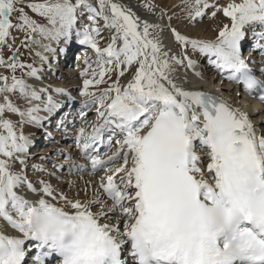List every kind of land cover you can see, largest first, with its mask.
I'll list each match as a JSON object with an SVG mask.
<instances>
[{
    "label": "snow or ice",
    "instance_id": "6c2138e0",
    "mask_svg": "<svg viewBox=\"0 0 264 264\" xmlns=\"http://www.w3.org/2000/svg\"><path fill=\"white\" fill-rule=\"evenodd\" d=\"M138 6L155 20L141 19L131 3L116 0H0V68L11 73L0 74V217L20 234L0 235V264H58V256L41 243L42 226L48 223L78 230L86 238L85 249L99 244L110 264H126L122 252L127 246L132 264H160V256L173 255L176 264H264V122L258 127L249 114L221 97L188 90L190 81L179 72L197 66L190 48L228 81L249 93H264V79L250 67L256 61L242 53L251 30L253 47L262 57L259 76L264 77V0L226 5L183 0L185 16H170L167 24V13L157 15L158 5L151 0ZM25 7L48 25L32 19ZM219 13L228 23L210 25L217 33L214 39L189 38L171 27L173 19L195 26L217 20ZM13 14L19 21L15 25ZM13 29L24 34L21 47L36 44L43 49L34 52L41 65L49 63V55L64 53L61 45L74 38L92 53L79 72L83 126L74 139L90 168L69 164L67 169L68 174L104 173L90 196L85 182V200L71 199L43 179L35 202L18 195L25 186L37 191L26 175L34 144L24 126L44 130L64 107L51 93L70 103L73 97L60 87L50 91L43 85L45 69L21 61ZM165 32L179 47L177 54L165 46ZM37 34L49 43L34 39ZM4 48L12 52L7 61ZM126 74L129 79L121 83ZM194 75L202 78L200 72ZM259 99L264 103V95ZM93 108L95 122L90 124ZM6 114L20 119L13 122ZM65 119L57 122V130L66 133ZM45 136L51 139L46 131ZM64 158L73 159L70 153Z\"/></svg>",
    "mask_w": 264,
    "mask_h": 264
},
{
    "label": "bare ground",
    "instance_id": "6f19581e",
    "mask_svg": "<svg viewBox=\"0 0 264 264\" xmlns=\"http://www.w3.org/2000/svg\"><path fill=\"white\" fill-rule=\"evenodd\" d=\"M116 2L124 4L125 6L129 5L126 3L125 0H116ZM180 2L182 3V0H172V3L174 5H178ZM211 2H216V0H211ZM229 2H232V0H218V3L220 5H226ZM235 2L239 3V2H241V0H235ZM137 4H140V3H137ZM132 5H133L132 11H134L140 18L146 16L144 18V20H149V21L155 20V17L152 16L151 14H149V13L147 14V13L137 9L138 7L136 8L134 6V3H132ZM157 15H159V13H157ZM218 15H220V19H222L224 23H228L227 18L223 17L222 13H219ZM220 19L218 18L217 20H220ZM174 28H176V27H174ZM204 28L205 27H203L199 30V35L196 38L214 39L215 37L213 35L205 33L206 30L204 31L203 30ZM163 35L165 37V39L163 41L165 46L167 48L171 49L172 54H177V50L179 47L174 43L173 37H171V35H169L168 32H165ZM52 46L54 47L55 44H53ZM200 58H201V60L197 61V66L195 69H187V70L184 68L179 69L181 76L186 75L188 81H190V84L186 85V88L188 90L192 89V90L205 91L208 94L217 96V93L215 92V88L221 87L223 94L220 97L222 99H224L225 101L230 103L234 108H237L241 111H244L246 113L251 111L248 114H249L253 124L258 126V127L261 126L262 122H264V112L262 110L263 107L260 106L257 102L250 100L249 98H247L244 95H239L238 98H240V101L237 100L238 98L234 97V95L231 93L232 90L228 85H221L220 83L215 81L214 78L209 76V72H208L209 68L207 67V65H205V62H204V60H202V57H200ZM200 68L204 70L202 78L196 77L195 75L190 74L191 72L194 73V71H196ZM4 73L5 72H3L2 69H0V74L6 75ZM69 78H72V76H67V79H69ZM128 79H129V77L126 74V76L124 78H122L121 83H126ZM28 80H29V82H28ZM28 80H27V82L29 84H36L37 83V81H35V80H31V79H28ZM57 81H58V83L54 84V86H56V85L66 86L65 84L67 83V81H64V79H58ZM73 87H75V86H73ZM73 87H71V88H73ZM12 99H13V97H12ZM253 109H254V111H253ZM6 118L12 120L13 122H16V121L18 122L20 119L18 116L11 115V114H6ZM45 151L46 150H43L42 153ZM40 155H42V154H36L34 157L31 156V158L28 160V167L27 168L34 165L38 161H41L42 156H40ZM62 163H64V161H62ZM17 170H19V168ZM53 177H55V180L58 182L57 185L64 186V188L67 187L70 191H72V190L79 191V195H84V197H85L84 200L88 198L85 196L84 192L82 191L86 186L85 182H89V196L91 195L95 186L98 185V182H99V178L87 176L85 174H81L77 177H74V175H67V174L62 173L59 176H53ZM23 189H25V188H23ZM39 192H40V189L39 190L37 189V191L35 193H31L29 190L27 192L23 193L22 190H20V191H18V195H22L24 198L28 199L29 202H35L37 200V196H38ZM75 193H76L75 195H77V192H75ZM0 235H7L9 237H18L20 234L15 229H13L7 223L6 220H4L2 217H0Z\"/></svg>",
    "mask_w": 264,
    "mask_h": 264
},
{
    "label": "rangeland",
    "instance_id": "374dc122",
    "mask_svg": "<svg viewBox=\"0 0 264 264\" xmlns=\"http://www.w3.org/2000/svg\"><path fill=\"white\" fill-rule=\"evenodd\" d=\"M125 1H126L127 4H130L131 2L134 3V6L136 8L138 7L137 9H139V10H141V11H143V12L148 14V12L144 8L138 6V5L143 3V0H125ZM43 2H45V0H24L25 4H27V3H43ZM73 2H75V0H73ZM92 2L95 4L96 0H92ZM151 2L155 3L156 5H158L157 13H159L160 10H163V11H165L167 13V15L164 17V20H163V22L165 24H167L168 17H170V16H179V17H182V18L185 16L183 8L181 7V5L183 3V0H182V3L180 2L178 5H174L172 3V0H151ZM137 3H140V4H137ZM25 11L27 12V14L32 19L36 20L39 24L45 25V26L48 25V22H47V20L45 18L40 17L37 14L31 12V10L28 9L27 7H25ZM16 15L17 14H13V17H12V23L14 25L19 23V21L16 19ZM145 17H141V19H144ZM218 18L220 19V15H218ZM210 21L211 20H205L204 23H202V24L198 23L195 26H192L186 19H173L171 27L172 26L176 27L179 31L182 32V34H186L189 38L198 37L199 30L201 28L205 27L203 29L204 31L206 30L205 33L206 34H211V35H213L215 37L216 34H217L216 31L209 30V27H210V25L220 24L221 22H223V20L220 19V20H215V21H211V22ZM85 23H87L86 17H85ZM105 36H107V33H105ZM11 37H15L16 38L15 47L20 48V52L22 53L21 61L23 63H25V64H34L36 67H38L39 64H40V61L38 60V58H36L34 56V52L35 51H41L42 52L43 49L40 48L39 45H36V44H31V45L28 46V48L21 47V41L24 40L25 37H24V34L22 32H19V31L15 30V29L11 30ZM34 39L40 40L41 43H49V41L43 40L42 37H40L38 34L34 36ZM8 43L11 44L12 40L9 39ZM178 50H179V48H178ZM189 54H190L192 59L197 60V61L201 60V58L199 59L198 55L191 53V49L190 48H189ZM2 55H3V58L7 61L11 57L12 52L9 51L8 48H4L2 50ZM0 69H2V71L5 72L4 74H6L7 76L11 75V73L7 69H5V68H0ZM16 75L19 77L21 75V73L19 71H17ZM24 78L26 80H28L27 77H24ZM28 82H29V80H28ZM72 83L74 84L75 82L72 81ZM105 86L106 85H102L101 87H105ZM13 100L16 103H18L20 107H22V108L26 107L24 102L20 101V100H17V98L15 96H13ZM40 156H42V155H40ZM14 168H15V170H17L19 168V164L18 163L15 164ZM26 175H27V177L29 179V182H32L33 185L37 189H40L39 181L41 179H43V180L47 181L48 183H50L54 187V189H57L58 191H62L63 193H66L69 196V198H71V199L79 198L81 200H84V198H85L84 195H79V196L75 195L76 194L75 192H77V194H79V191H77V190L70 191L67 187L64 188V186L57 185L58 182L52 176L46 175V174L43 175L40 171H37L34 168H32V170L31 169H29V170L26 169Z\"/></svg>",
    "mask_w": 264,
    "mask_h": 264
},
{
    "label": "clouds",
    "instance_id": "9594fccd",
    "mask_svg": "<svg viewBox=\"0 0 264 264\" xmlns=\"http://www.w3.org/2000/svg\"><path fill=\"white\" fill-rule=\"evenodd\" d=\"M63 208V206H60ZM246 223H251L247 221ZM254 228L258 226L253 225ZM41 243L58 256V264H110L99 244L91 243L85 249L83 237L78 230L63 228L54 223L42 226ZM83 253V254H82ZM160 264H176V257L160 256ZM150 264H156L151 261Z\"/></svg>",
    "mask_w": 264,
    "mask_h": 264
}]
</instances>
